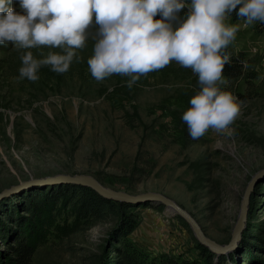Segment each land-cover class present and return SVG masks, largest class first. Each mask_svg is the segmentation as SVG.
Listing matches in <instances>:
<instances>
[{
    "label": "rangeland",
    "instance_id": "obj_1",
    "mask_svg": "<svg viewBox=\"0 0 264 264\" xmlns=\"http://www.w3.org/2000/svg\"><path fill=\"white\" fill-rule=\"evenodd\" d=\"M15 8L23 12L18 0ZM225 22L240 25L227 48L246 51L257 77L249 85L224 77L220 87L238 98L239 114L228 129L209 128L198 139L189 136L181 118L199 89L191 68L171 61L140 76L131 88L125 83L130 77L120 74L96 80L87 65L94 43L89 37L77 50L84 66L76 68L75 59L65 73L42 66L39 79L30 81L19 78L21 54L31 50L41 58L48 47L0 44V189L46 178L0 198L3 229L17 232L28 222L29 200L62 185L84 186L50 177L83 174L133 195L162 193L189 211L207 237L228 243L246 186L264 167V26L230 17ZM131 204L137 224L128 237L148 259L172 256L204 264L203 251L210 249L182 217L156 201ZM73 220L72 227L67 222L70 227L50 233L30 264H122L113 246L119 213ZM3 236L0 232V263L14 237ZM211 253L218 263L264 264V175L252 190L236 246Z\"/></svg>",
    "mask_w": 264,
    "mask_h": 264
},
{
    "label": "clouds",
    "instance_id": "obj_2",
    "mask_svg": "<svg viewBox=\"0 0 264 264\" xmlns=\"http://www.w3.org/2000/svg\"><path fill=\"white\" fill-rule=\"evenodd\" d=\"M15 5L16 0H0V44L49 49L41 58L31 50L21 54V79L38 80V70L47 65L56 73L67 72L80 59L77 50L85 47L93 24L87 65L96 80L120 74L130 77L125 83L131 88L140 76L171 61L191 68L199 89L181 118L192 139L209 128L228 129L240 111L238 98L220 87L230 62L227 46L240 27L225 22L229 14L239 5L236 15L245 18V26L264 22V0H18L22 13ZM157 13L160 18L154 19Z\"/></svg>",
    "mask_w": 264,
    "mask_h": 264
},
{
    "label": "trees",
    "instance_id": "obj_3",
    "mask_svg": "<svg viewBox=\"0 0 264 264\" xmlns=\"http://www.w3.org/2000/svg\"><path fill=\"white\" fill-rule=\"evenodd\" d=\"M239 7L237 5V8L229 14L231 19H245L236 15ZM186 12L187 8H182L178 17L182 18ZM158 18H160L159 13L154 19ZM94 20L95 16L93 15ZM254 24L257 29L264 26V22H254ZM95 30L94 24L89 27V37H92ZM227 51L230 54V62L226 63L223 68L224 77L228 80L244 79L248 85L252 84V81L257 77V72L254 70L252 59L249 58L247 52L244 50L235 52L231 48H227ZM85 64L86 61L82 62L81 57L79 60L75 59L76 68ZM247 67L249 68L248 73L245 72ZM46 193L28 201L25 207L26 212L29 213L28 222L21 223L17 232L6 231L0 225L2 227L0 232L4 233V238L8 234L14 236L10 243L9 254L0 264H30L35 252L47 241V237L52 231H60L66 227L67 222L71 223L70 226L72 227L74 225L73 217L91 219L96 213H104L105 211H114L121 215V223L118 225V232L113 239L114 244L117 245L113 246L120 256L122 264H202L201 261L194 258L165 256L158 260L148 259L147 253L128 237L137 224L132 213L129 212L134 204L105 198L87 186L62 185ZM70 226L67 225V227ZM203 254L204 264H223L214 261L210 250H204Z\"/></svg>",
    "mask_w": 264,
    "mask_h": 264
},
{
    "label": "water",
    "instance_id": "obj_4",
    "mask_svg": "<svg viewBox=\"0 0 264 264\" xmlns=\"http://www.w3.org/2000/svg\"><path fill=\"white\" fill-rule=\"evenodd\" d=\"M262 175H264V167L257 171L253 180L250 181L248 185L246 186V189L244 191V194L241 200L239 216H238L237 222L232 231V237L228 243H224V244L217 243L214 240L207 237L202 227L198 223V221L194 218V216L189 211L181 207L172 198L162 193L146 192V193L133 195L125 191L115 190V189L103 186L95 178L89 175H83V174L58 175V176L50 177V178H52V180L54 181L59 180V179H64L67 182H74L77 184H82L84 186L92 188L93 190H95L97 193H99L101 196L105 198L113 199V200L120 201V202L139 203V202H146V201H154V202L156 201V202L162 203L166 207L171 208L172 210L171 212H174V214L179 215L189 224L190 228L194 232L199 243H201L202 245H205L211 251L220 253V252H225V251L232 249L233 247L236 246L237 242L239 241L241 237V232L243 228L245 227V221H246L247 214H248V207H249L250 196H251L252 190L254 188L255 183L258 181V178ZM45 179L46 178L30 179L28 181L12 184L8 187L2 188L0 189V198L16 191L20 187H23L30 183H36L38 181H43Z\"/></svg>",
    "mask_w": 264,
    "mask_h": 264
},
{
    "label": "bare ground",
    "instance_id": "obj_5",
    "mask_svg": "<svg viewBox=\"0 0 264 264\" xmlns=\"http://www.w3.org/2000/svg\"><path fill=\"white\" fill-rule=\"evenodd\" d=\"M171 209V208H170Z\"/></svg>",
    "mask_w": 264,
    "mask_h": 264
}]
</instances>
